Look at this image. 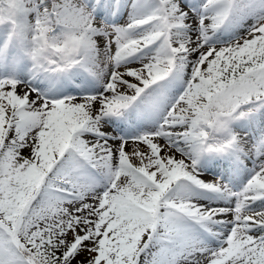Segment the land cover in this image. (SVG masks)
Masks as SVG:
<instances>
[{"label":"snow or ice","instance_id":"snow-or-ice-1","mask_svg":"<svg viewBox=\"0 0 264 264\" xmlns=\"http://www.w3.org/2000/svg\"><path fill=\"white\" fill-rule=\"evenodd\" d=\"M0 264H264V0H0Z\"/></svg>","mask_w":264,"mask_h":264},{"label":"rangeland","instance_id":"rangeland-1","mask_svg":"<svg viewBox=\"0 0 264 264\" xmlns=\"http://www.w3.org/2000/svg\"><path fill=\"white\" fill-rule=\"evenodd\" d=\"M206 179H209V177H207Z\"/></svg>","mask_w":264,"mask_h":264}]
</instances>
